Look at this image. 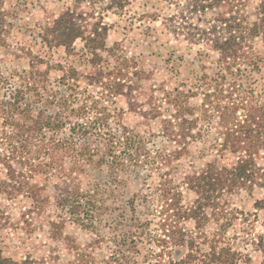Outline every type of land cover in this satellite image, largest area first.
Instances as JSON below:
<instances>
[{"label":"trees","instance_id":"1","mask_svg":"<svg viewBox=\"0 0 264 264\" xmlns=\"http://www.w3.org/2000/svg\"><path fill=\"white\" fill-rule=\"evenodd\" d=\"M129 1L110 0L119 9ZM248 1H173L175 13L152 16L155 21L160 18L162 26L176 37L204 43L216 54L213 76L204 75L201 80L206 88L199 106L189 103L196 94L193 89L164 90L162 100L172 110L168 108L170 115L162 118L161 137L167 145L156 149L148 146L147 137L124 124L110 125L111 113L101 105L100 98L84 90L82 98L81 88L74 82L81 74L75 67H60L62 75L49 99L43 97L44 87L34 78L41 73L32 65V78L0 101V195L11 200L25 197L31 201L28 213L40 211L50 202L40 177L45 181L59 177L63 188L58 204L73 222L96 229L114 210L108 198L116 188L126 184L133 172L137 175L139 168H147L149 176L158 177L156 185L150 193L138 192L129 199L130 219L124 212L120 219H113L119 231L115 238L128 250H120L117 262L239 264L243 255L238 250L220 233L209 238L203 229L211 218L219 219L225 213L228 197L264 187V101L254 78L263 62L257 43L264 45V0L252 11L247 9ZM108 29L100 22L78 23L75 13L68 10L54 23V43L70 49L78 38L84 40L89 61L96 66L99 52L106 49ZM2 32L0 21L3 45L6 41ZM105 75L113 77L107 86L100 69L87 76L88 84H104L101 95L105 90L115 97L125 95L123 68ZM31 93L37 98L32 99ZM51 103L54 113L49 110ZM160 107L153 102V116L160 114ZM211 131L218 135V158L197 172L176 174L173 162L189 152L191 142ZM226 156L233 159L219 163ZM80 172L88 178L86 188ZM184 187L195 194L190 205L183 203ZM143 202L146 205L139 211L137 205ZM256 205L264 206V199ZM145 212L156 220V233L149 234L153 248L140 247L144 235H148L145 225L151 220L142 219ZM186 220L194 222L196 231L185 227ZM143 249L144 261L139 263L136 256ZM0 264L22 263L0 251Z\"/></svg>","mask_w":264,"mask_h":264},{"label":"rangeland","instance_id":"2","mask_svg":"<svg viewBox=\"0 0 264 264\" xmlns=\"http://www.w3.org/2000/svg\"><path fill=\"white\" fill-rule=\"evenodd\" d=\"M173 1L183 3L185 0H130L124 9L117 8L110 0H0L2 35L6 41L0 44V101L32 78L33 66L41 73L34 78L40 81L41 88L44 87L43 97L51 99L62 75L60 67H75L81 74L74 82L80 86L82 98L86 93L100 98L101 105L111 113L110 125L115 127L122 123L134 133L147 137L151 149L162 146L165 143L161 137L162 118L171 113L168 110L171 107L162 100L164 90L193 89L196 94L189 103L197 107L202 102L201 92L206 88L202 77H211L216 70V54L207 45L176 37L162 26L160 18L152 19L155 13L161 17L164 12L175 13L177 7ZM259 1L249 0L247 9L252 11ZM68 10L75 13L78 23L108 25L106 49L99 52L96 66L90 63L85 42L80 38L70 49L55 46L54 23ZM257 49L263 62L261 71L254 74L255 86L264 101V45L258 42ZM121 68L123 81H126L125 95L115 97L107 90L101 95L104 84L107 86L113 79L112 76L106 78L105 74L116 73ZM99 69L104 75L103 87L101 83L88 84L87 76ZM29 96L37 98L33 93ZM154 101L161 105L157 117L153 116ZM49 110L54 113V103ZM218 145L216 131L191 142L189 152L173 162L176 174L201 170L207 162L218 158ZM232 159L226 156L219 163ZM148 174L147 168H139L137 175L133 172L126 184L116 188L114 195L108 198L114 210L103 217L96 229H86L73 222L58 204L63 188L59 177L52 176L46 181L40 177L41 183L47 186L45 194L50 196V202L40 211L28 213L31 201L25 197L11 200L0 195V251L22 264H122L117 262V257L120 250L127 247L115 238L119 231L113 219H120L123 212L127 219L132 217L129 199L138 192L150 193L158 181L157 176ZM79 177L86 188V174L80 172ZM183 192V203L192 204L195 194L185 187ZM263 199L264 187L250 194L241 191L231 195L225 213L217 220L211 218L203 229L209 238L220 233L226 243L238 250L243 255L239 264H264V248H261V243L264 244V206L256 205ZM144 205L145 202L137 205V209H144ZM152 216L147 212L142 216L143 220H151L145 225L148 235H144L140 247H155L149 240V234L152 236L157 229ZM184 225L196 231L192 220H186ZM145 253L143 249L136 256L139 263L144 261ZM128 264H133V260Z\"/></svg>","mask_w":264,"mask_h":264}]
</instances>
